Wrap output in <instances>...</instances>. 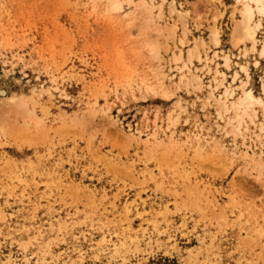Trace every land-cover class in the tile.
<instances>
[{"label": "rangeland", "instance_id": "1", "mask_svg": "<svg viewBox=\"0 0 264 264\" xmlns=\"http://www.w3.org/2000/svg\"><path fill=\"white\" fill-rule=\"evenodd\" d=\"M246 1L0 0V264H264Z\"/></svg>", "mask_w": 264, "mask_h": 264}, {"label": "bare ground", "instance_id": "2", "mask_svg": "<svg viewBox=\"0 0 264 264\" xmlns=\"http://www.w3.org/2000/svg\"><path fill=\"white\" fill-rule=\"evenodd\" d=\"M251 1H254L256 4V9L259 13H264V0H247L243 4V10L241 11V18L238 21V24L234 26V37H233V43L237 44L240 41H243L244 39H250L254 43L255 41V31L256 28L260 25V19H254L253 17V9L252 5L250 4ZM120 6V4L116 1L112 2L111 9H117ZM212 38L215 42L218 41V35L217 32L214 31L212 34ZM261 53L264 54V43L261 47ZM225 59L227 60V57L225 56ZM233 91L232 88L229 86H226L225 89H223V93L220 94L221 96L231 94ZM212 93V92H211ZM238 104H244V109H246L249 105H251L253 102H261L262 99L259 96H256L251 89L249 88H243L242 93L240 97L238 98ZM225 103V101L223 100ZM240 107V106H238Z\"/></svg>", "mask_w": 264, "mask_h": 264}]
</instances>
